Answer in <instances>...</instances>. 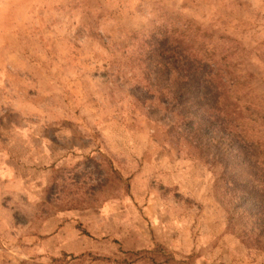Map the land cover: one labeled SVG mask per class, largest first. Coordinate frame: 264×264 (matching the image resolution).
Wrapping results in <instances>:
<instances>
[{"label":"rangeland","instance_id":"obj_1","mask_svg":"<svg viewBox=\"0 0 264 264\" xmlns=\"http://www.w3.org/2000/svg\"><path fill=\"white\" fill-rule=\"evenodd\" d=\"M190 29L264 119V0H0V264H264L229 224L237 151L156 79Z\"/></svg>","mask_w":264,"mask_h":264},{"label":"trees","instance_id":"obj_2","mask_svg":"<svg viewBox=\"0 0 264 264\" xmlns=\"http://www.w3.org/2000/svg\"><path fill=\"white\" fill-rule=\"evenodd\" d=\"M191 29L179 32L175 45H167L166 40L160 45L157 53L163 62L157 63L156 79L183 108L184 131L200 134L207 143H219L226 152L237 151L234 167L222 172L223 182L229 185V224L253 233L258 249L264 250V119L257 117L254 108L239 104L244 96L241 81L226 75L225 67L215 63L208 47L191 35ZM191 43L198 44L196 49ZM187 47H191L189 54ZM243 139L254 147L252 152L245 149ZM260 152L263 157H255ZM240 167L245 174L235 177ZM161 252L158 247L136 255L160 258Z\"/></svg>","mask_w":264,"mask_h":264}]
</instances>
